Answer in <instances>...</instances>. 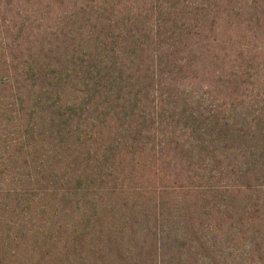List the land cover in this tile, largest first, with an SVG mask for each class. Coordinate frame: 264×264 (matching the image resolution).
Here are the masks:
<instances>
[{"label": "trees", "instance_id": "16d2710c", "mask_svg": "<svg viewBox=\"0 0 264 264\" xmlns=\"http://www.w3.org/2000/svg\"><path fill=\"white\" fill-rule=\"evenodd\" d=\"M0 264H264V0H0Z\"/></svg>", "mask_w": 264, "mask_h": 264}]
</instances>
